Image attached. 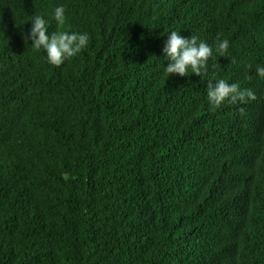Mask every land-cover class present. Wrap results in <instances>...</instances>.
<instances>
[{
    "label": "trees",
    "instance_id": "trees-1",
    "mask_svg": "<svg viewBox=\"0 0 264 264\" xmlns=\"http://www.w3.org/2000/svg\"><path fill=\"white\" fill-rule=\"evenodd\" d=\"M58 3L89 42L52 66L26 23L55 27ZM0 15V264H264V0H0ZM172 30L212 46L205 73L163 74ZM219 78L256 101L211 109ZM207 122L246 135L252 180L202 151ZM236 192L249 202L214 248L202 226Z\"/></svg>",
    "mask_w": 264,
    "mask_h": 264
},
{
    "label": "clouds",
    "instance_id": "clouds-1",
    "mask_svg": "<svg viewBox=\"0 0 264 264\" xmlns=\"http://www.w3.org/2000/svg\"><path fill=\"white\" fill-rule=\"evenodd\" d=\"M66 9L63 3H58L51 12V18L55 27L40 14H27L29 26L27 40L31 41V48L35 51H43L44 60L52 66H59L65 60L75 56L82 49L86 48L89 42V35L86 32L63 30L66 22ZM2 21L6 22L0 15ZM14 24H17V20ZM55 29V30H54ZM54 30V31H52ZM229 41L219 38L215 41V50L223 56L227 51ZM212 46L204 40L199 39L195 34L190 37H182L176 30L169 31L161 49L164 59L167 61L163 67V74L168 77L170 74L185 76L187 72L200 76L207 71V61L212 54ZM230 63L225 61L223 65ZM241 64L238 62L235 65ZM245 64L247 62L245 61ZM257 79L264 80V64L255 66ZM206 102L211 109L219 107L222 103L230 104H251L256 101V95L251 89L241 88L238 82L229 83L223 78L209 80L205 87ZM242 112L243 110L240 109ZM218 128L219 125L217 124ZM215 127L210 123H202L198 128V138L204 150L215 151L216 158L220 161L223 171L233 175L238 174L237 170L245 172L240 178L252 180L253 175L243 167L244 161L248 159L250 148L246 144L245 134H238L233 126L222 130V134L214 133ZM242 130L244 128L242 127ZM187 147V146H185ZM229 154L235 152V156ZM229 200V214L220 216L216 222L208 221L202 229L210 244L216 248L221 242L229 239L230 235L239 225L244 210L249 202L245 195L236 192ZM231 201L234 203L232 204ZM180 256V255H179ZM178 256V257H179Z\"/></svg>",
    "mask_w": 264,
    "mask_h": 264
},
{
    "label": "bare ground",
    "instance_id": "bare-ground-1",
    "mask_svg": "<svg viewBox=\"0 0 264 264\" xmlns=\"http://www.w3.org/2000/svg\"><path fill=\"white\" fill-rule=\"evenodd\" d=\"M254 88H255V87H254ZM257 89H258V87H257ZM255 90H256V88H255ZM255 90H254V91H255ZM250 112H252V111L250 110ZM248 119H250V118H248ZM244 122H245V121H244ZM252 123H253V121H252ZM241 124H242V122H241ZM241 124H240V125H241ZM251 126H252V125H251ZM250 134H251V133H250ZM234 155H236L235 152H234ZM248 163H249V162H248ZM248 163H247V164H248ZM237 171H238L239 175H244V174H245V172H242V171H240V170H237ZM198 174H199V173H198ZM201 174H202V173H201ZM204 175H205V174H203L202 176H204ZM198 176H199V175H198ZM218 203H219V201H218ZM225 206L229 207V204H228V205H225ZM218 213H219V211H218ZM202 223H203V222H202ZM204 223H206V222H204ZM197 236H199V235H197ZM200 236H201V234H200ZM203 237H204V236H203ZM198 239L201 240L200 238H198ZM202 239H204V238H202ZM201 241H202V240H201ZM199 243H200V242H199ZM201 243H202V242H201ZM189 245H190V247H191V244H189ZM201 246H202V245H201ZM203 246H204V244H203ZM198 247L202 249V247H200V246H198ZM198 247H197V248H198ZM198 250H199V249H198ZM199 251H200V250H199ZM202 251H203V250H202ZM202 251H201V252H202ZM197 252H198V251H197ZM197 252H196V253H197ZM198 253H199V252H198ZM198 253H197V254H198ZM191 254H192V253H191ZM202 254H203V253H202ZM190 256H191V255H190ZM200 256H201V255H200ZM224 264H227V262L224 261Z\"/></svg>",
    "mask_w": 264,
    "mask_h": 264
}]
</instances>
